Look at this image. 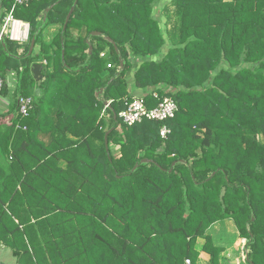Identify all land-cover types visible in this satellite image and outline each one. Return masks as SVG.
I'll return each mask as SVG.
<instances>
[{"label": "trees", "instance_id": "trees-1", "mask_svg": "<svg viewBox=\"0 0 264 264\" xmlns=\"http://www.w3.org/2000/svg\"><path fill=\"white\" fill-rule=\"evenodd\" d=\"M161 1L15 9L29 47L4 37L0 73L26 59L17 94L33 98L27 115L15 105L0 119V241L17 264H197L202 252L223 264L207 229L228 218L249 263L264 264V0ZM13 3L0 0V30ZM38 61L46 79L32 94ZM132 88L149 108L173 97L176 115L123 123Z\"/></svg>", "mask_w": 264, "mask_h": 264}, {"label": "built area", "instance_id": "built-area-1", "mask_svg": "<svg viewBox=\"0 0 264 264\" xmlns=\"http://www.w3.org/2000/svg\"><path fill=\"white\" fill-rule=\"evenodd\" d=\"M30 0H14L11 10L7 13L3 20V24L0 30V44L4 37H8L12 41L20 43L28 42L30 40V24L19 21L15 15V9L17 6L26 5ZM107 50L102 52L104 56ZM111 66V64H109ZM9 88L12 93L16 92L19 87V77L16 70H11L7 76H3L0 73V95L3 90ZM172 89H169L171 91ZM108 103L107 105H109ZM33 106V98L19 95L18 96V108L22 115H27ZM178 110V104L173 97L164 96L157 106L149 108L143 99V96H135L134 99L128 104L127 108L120 112V117L123 123L127 125H135L141 123L144 120H157L166 121L173 118ZM170 133V129L167 126L161 128L162 136H166ZM245 259H249V252L247 246H243ZM184 264H193L191 259H186Z\"/></svg>", "mask_w": 264, "mask_h": 264}, {"label": "crops", "instance_id": "crops-1", "mask_svg": "<svg viewBox=\"0 0 264 264\" xmlns=\"http://www.w3.org/2000/svg\"><path fill=\"white\" fill-rule=\"evenodd\" d=\"M19 20V19H18ZM23 23H27L23 20H19ZM57 24L51 26L47 31H49L50 38L53 34L54 31L57 30ZM21 50H24L22 48ZM40 53V47L35 46L33 55H38ZM40 62V61H38ZM46 63V60L43 61ZM10 73V71H7L6 76ZM34 76V75H33ZM35 78V77H34ZM45 77L43 76V79L38 81V83L44 82ZM33 86L30 87V92L33 93L36 91ZM7 91L0 95V119L4 120L7 122H10L17 114L13 110V107L16 105V110L18 108V96L15 102L11 101V94H9V88H7ZM131 92L133 95L141 96L145 95L147 91L142 90V89H135L132 88ZM18 111V110H17ZM15 114V115H14ZM207 234H209L214 242V245L218 248L222 249L221 256L223 258V264H250L249 259H245L244 256V249L243 246H247V239L241 237L240 232L235 224V221L231 218L220 220L212 224L208 229H207ZM232 235V236H231ZM203 247V242L200 243V239L197 242L196 249L198 251H201ZM249 249V248H248ZM250 250V249H249ZM2 259V260H1ZM0 264H17V257L13 254V250L11 247L5 245L0 241ZM197 264H210V258L208 255L205 253H201L199 256V259L197 261Z\"/></svg>", "mask_w": 264, "mask_h": 264}, {"label": "rangeland", "instance_id": "rangeland-1", "mask_svg": "<svg viewBox=\"0 0 264 264\" xmlns=\"http://www.w3.org/2000/svg\"><path fill=\"white\" fill-rule=\"evenodd\" d=\"M165 3V0H162L161 1V3H160V6L159 7H161V6H163V4ZM170 9H171V13L173 14V11L175 10V6H173V5H171L170 6ZM161 18H163V14H164V12H163V14H162V12H160V11H158V13H157ZM176 18L177 17H175V20H176ZM164 19V18H163ZM173 21L171 22V24H170V26L172 27L173 26ZM50 28V27H49ZM48 28V29H49ZM47 29V30H48ZM55 32V31H54ZM47 38H48V40H50L51 38H50V36H49V33L47 34ZM14 44H16V46H19V47H22V48H26L27 46L29 47V43L28 42H23V43H20V42H17V41H14ZM21 45V46H20ZM17 58H14V60H9L8 61V64L9 65H12L13 67H16V68H18V69H14V70H16L17 72H18V77L19 78H22L23 76H24V74H25V72L23 71V69L26 67V65H27V61H26V59H24L23 57H21V56H17V55H15ZM1 61H4V59H1ZM13 69V68H12ZM40 83H38L37 81H35V83H34V88H31V90L32 89H35L38 85H39ZM31 87V86H30ZM30 87H29V89H30ZM5 93V92H4ZM34 93V92H33ZM32 93V94H33ZM6 94V93H5ZM9 94H13L10 98H11V101H13V102H15L16 101V99H17V96H18V94H17V91L16 92H14V93H12L11 92V90H9ZM6 122H7V120H6ZM11 122V121H10ZM9 123V122H8ZM121 126L119 127V130L121 131ZM113 149H114V151L116 152V154L118 155L119 154V150H120V147L118 146V145H113ZM118 152V153H117ZM232 236V235H231ZM204 243V239H202V238H200V243ZM2 260V259H1ZM0 260V261H1Z\"/></svg>", "mask_w": 264, "mask_h": 264}, {"label": "water", "instance_id": "water-1", "mask_svg": "<svg viewBox=\"0 0 264 264\" xmlns=\"http://www.w3.org/2000/svg\"><path fill=\"white\" fill-rule=\"evenodd\" d=\"M53 7H54V4L51 5L49 8L46 9V12L44 14L45 15V19L47 17V13ZM74 9H75V7L73 6L71 8V10L69 11V13H68L67 18H66V21H65V24H64V29H66L67 24H68V22H69V20H70V18L72 16V14H73V12H74ZM93 34L94 35H98V34H100V32L94 31ZM35 44H36V38L34 37L31 40V46H30V50H29V55H32L33 54V51H34V48H35ZM91 51H92V47L90 46V52ZM43 69H44V64L42 62H35V63L32 64V73H33V75H34V77H35L36 80L40 81V80L43 79V74H42L43 73ZM115 117H116V115H115ZM110 132H111V130H109L107 132V134H106V144H108V135H109ZM144 161H148V159H144Z\"/></svg>", "mask_w": 264, "mask_h": 264}]
</instances>
